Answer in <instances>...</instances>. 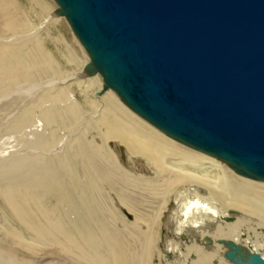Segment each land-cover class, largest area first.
<instances>
[{
    "label": "bare ground",
    "instance_id": "6f19581e",
    "mask_svg": "<svg viewBox=\"0 0 264 264\" xmlns=\"http://www.w3.org/2000/svg\"><path fill=\"white\" fill-rule=\"evenodd\" d=\"M33 1L47 13L35 28L14 0H0V116L8 117L3 132L11 134L7 156H0V264H35L52 242L74 264L264 259V180L171 137L114 89L101 91L103 73L91 71V55L67 16L54 0ZM50 21L72 29L63 55L70 71L43 43L40 31ZM185 191L215 202L220 216L176 236V201ZM64 203L67 213L74 209L72 222ZM159 226L171 243L169 259L159 249Z\"/></svg>",
    "mask_w": 264,
    "mask_h": 264
},
{
    "label": "water",
    "instance_id": "95a60500",
    "mask_svg": "<svg viewBox=\"0 0 264 264\" xmlns=\"http://www.w3.org/2000/svg\"><path fill=\"white\" fill-rule=\"evenodd\" d=\"M57 1L91 71L103 73L101 91L114 89L171 137L264 180V0Z\"/></svg>",
    "mask_w": 264,
    "mask_h": 264
},
{
    "label": "rangeland",
    "instance_id": "374dc122",
    "mask_svg": "<svg viewBox=\"0 0 264 264\" xmlns=\"http://www.w3.org/2000/svg\"><path fill=\"white\" fill-rule=\"evenodd\" d=\"M14 1L18 5L19 10L21 12V15L20 16L27 21V23L30 25L31 28H35L37 26L39 27L44 21H46V19H47V13L45 11H43V9H42L41 6L36 5V3L33 0H14ZM54 1H55L56 5H57V8H58L59 4L57 3L56 0H54ZM0 16H1V14H0ZM54 22L55 21H50V23L47 22L46 23L47 26L45 25L44 28H41V31L39 30L40 33H41V35H42V37H43V38L42 37L41 38L43 39V43L46 46V48L53 54V57L60 64V66L64 70L70 71V69L72 70L74 68V66L73 65H69L65 61L63 55H64V48L66 47V44H72L71 43V36H70L71 35L70 32H71L72 29L69 32L68 29L65 27L64 24L60 25L59 23H57V22L54 23ZM67 22H68V20H67ZM68 25H69V23H68ZM45 29H48V30L45 31ZM51 37H53V38H51ZM54 38H56V39H54ZM70 81H72V80H70ZM71 91H73V92L74 91H77V89H76V87L74 85H72ZM76 93H77V95L80 98H82L81 93H78V92H76ZM8 122H9V119H8L7 116L6 117L0 116V131L3 132V129L6 127V125H7ZM25 131L27 132L28 131V128L25 129ZM2 132H0V152H1L0 153V156H4L5 157V156H7V153H6V151H3V150L8 146L7 143H8V140H9L11 134L9 136V135H7L9 133H7L6 131H4L3 133ZM110 144L113 145L112 143H110ZM116 146L117 145H115V144L113 145V147H116ZM117 150L120 151V154L121 155H123V153H122L123 151H122V149H121L120 146H117ZM216 158H218V157H216ZM122 159L125 160V156H122ZM132 159L130 158L129 160H132ZM218 159L221 162L226 163L222 159H220V158H218ZM134 167L137 170H140V169L142 170L143 169L142 165H140L138 167V166L135 165V163H134ZM171 202H170V206H171ZM61 207L64 208V209L63 208L62 209L66 213V215L64 214L66 216V219L69 220V221H71V222L74 221V213H73L74 212V209L72 211H70L71 213L70 212L67 213V211H66L65 208H67L68 206L64 203V204H62ZM122 210H124V214H123L124 217L128 221H130L131 220V213H129L128 211H127L128 212L127 213L126 212L127 209H125L124 207H122ZM228 220H231V218H228ZM12 224L17 229L22 230V227L21 226H18L19 224L17 222H14L13 221ZM162 224L165 225L166 223L164 221H162ZM159 229H160V232H161V239L159 241V249L164 253V251H167V248L166 247H168L171 243H169L168 239L166 240V238H165V237H167V235L164 232V231H166V229L164 227H162V226H159ZM3 232L4 231H0V237H1V233H3ZM176 239L177 238H175L173 240H176ZM54 240H58V237L56 236ZM166 244H167V246H166ZM40 251H41V254L39 255L38 260L36 261L35 264H74V258L67 257V255H65V256L63 255V258H62V255H60L61 254V251H62V247L60 245H58L57 242H52L48 246L44 244L43 247H41V250ZM164 254H165V257L168 258V259L171 257V253L170 252L164 253ZM191 257L194 258L193 255ZM154 260L157 261V262L153 261V262H155V264H164L165 263L164 261L159 262V259L158 258L157 259L154 258ZM38 261H40V262H38Z\"/></svg>",
    "mask_w": 264,
    "mask_h": 264
},
{
    "label": "clouds",
    "instance_id": "9594fccd",
    "mask_svg": "<svg viewBox=\"0 0 264 264\" xmlns=\"http://www.w3.org/2000/svg\"><path fill=\"white\" fill-rule=\"evenodd\" d=\"M176 203V220L174 234L183 236L188 228L198 229L206 223V219L219 218L220 211L215 202H208L199 193L190 194L188 191L179 193ZM177 252L179 245H177ZM171 251V249H169Z\"/></svg>",
    "mask_w": 264,
    "mask_h": 264
}]
</instances>
